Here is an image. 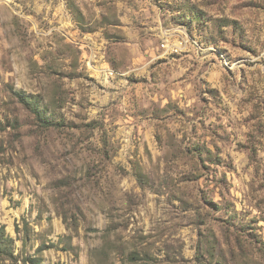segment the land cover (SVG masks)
I'll use <instances>...</instances> for the list:
<instances>
[{
    "label": "rangeland",
    "instance_id": "1",
    "mask_svg": "<svg viewBox=\"0 0 264 264\" xmlns=\"http://www.w3.org/2000/svg\"><path fill=\"white\" fill-rule=\"evenodd\" d=\"M2 228L0 264H264V0H0Z\"/></svg>",
    "mask_w": 264,
    "mask_h": 264
},
{
    "label": "trees",
    "instance_id": "2",
    "mask_svg": "<svg viewBox=\"0 0 264 264\" xmlns=\"http://www.w3.org/2000/svg\"><path fill=\"white\" fill-rule=\"evenodd\" d=\"M18 96L22 102H25L26 104L29 105L30 110L35 115L37 123L41 127L47 129V128H50V127L55 125L54 121L50 120L49 117H47L43 114V111L40 109L37 102H33V101L28 100L23 93H18ZM4 240H5V237H4V232H3V228H2L0 230V250H2L1 247L5 243ZM31 262H32V264H42L38 259H33V261H31Z\"/></svg>",
    "mask_w": 264,
    "mask_h": 264
},
{
    "label": "built area",
    "instance_id": "3",
    "mask_svg": "<svg viewBox=\"0 0 264 264\" xmlns=\"http://www.w3.org/2000/svg\"><path fill=\"white\" fill-rule=\"evenodd\" d=\"M182 43H183V42H182ZM162 46H163V47H167V48L170 47L169 44H168V42H167V43H164ZM173 46H174V45H173ZM177 48H179V47L175 45V46L173 47L174 51H177V50H178ZM110 73H114V71H110Z\"/></svg>",
    "mask_w": 264,
    "mask_h": 264
}]
</instances>
